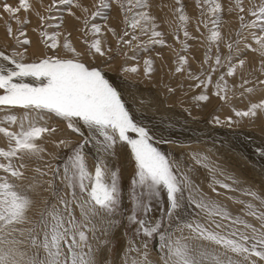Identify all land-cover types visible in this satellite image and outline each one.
I'll return each instance as SVG.
<instances>
[{"label": "snow or ice", "instance_id": "1", "mask_svg": "<svg viewBox=\"0 0 264 264\" xmlns=\"http://www.w3.org/2000/svg\"><path fill=\"white\" fill-rule=\"evenodd\" d=\"M196 3L201 17H208L199 23L209 30L204 61L209 69L207 73L203 69L200 73L192 72L185 55H177L175 69L181 74L187 70V78L195 81L189 88L201 89L193 99L197 104L210 102L211 88L215 96L227 102L230 92L235 95V86L230 88L226 78L237 76L238 70L242 80L239 87L244 90L240 95L254 92L255 84L246 87L252 82L242 75L247 61L241 57L249 49L258 53L262 58L259 70L264 73V0H251L247 13L253 19L247 21L243 0H236L241 29L249 30L255 48L241 31L236 33L235 40L225 42L221 32L225 8L221 0ZM176 5L173 13L178 24L174 34L179 40L183 32L182 51H186V41L194 38L188 31L190 17L182 0H176ZM151 7L150 0H91L88 5L83 0H50L45 5L41 0L42 14L30 0H19L18 6L0 0L3 13L20 25L14 32L6 21L14 46L11 51L0 50V112L5 113L0 117V135L7 142V147H0V264H109L102 258L101 246L111 245L107 237L121 223L115 217L125 211V219L134 226L141 243L137 246L133 241L124 249L123 264H156L149 259L150 240L157 241L159 264H264V210L250 201L230 197L244 205V214L234 215L226 205L205 194L189 175L191 167L184 170L157 146L152 130L137 121L124 93L107 76L117 57L137 60L139 52L166 45ZM117 9L123 25L120 31L110 22L118 19L113 15ZM22 10L34 13L40 21V43L46 49L41 55L29 56L32 40L25 26L30 20L20 19L18 14ZM66 17L75 22L72 29L66 26ZM73 31L80 33L83 50L73 42ZM109 36L115 41V48ZM221 43L228 49L226 56L219 52ZM213 46L217 48L214 57ZM154 64L151 57L143 61L144 75L149 81L155 72ZM221 69L225 71L213 80V73ZM121 72L125 74L124 83L135 88L137 82L127 79V75H138L139 63L124 64ZM256 84L264 85V80L257 79ZM167 90L173 94L176 91L172 87ZM260 112H264V100L251 103L246 110H235V116L255 119ZM50 116L63 120L68 129L82 138L77 142L53 141L56 147L68 150L56 164L51 163L55 155L45 147L47 138L58 130L48 124ZM214 121L221 123L219 117ZM226 123L231 126L239 120L234 122L229 116ZM118 144L130 150L135 164L127 194L130 207L126 210L119 168H110L101 155L115 157ZM89 145L97 149L94 172L85 157ZM45 154L49 161L44 160ZM191 155L197 165L209 172L213 192L219 195L217 185L237 190L218 178L225 176V172L206 155ZM32 160L44 163L43 168L37 166L34 172L40 177L50 175L51 179L28 177L26 161ZM227 179L238 183L235 177ZM27 180L32 182L25 186ZM44 185L51 198L43 200L44 207L32 218L29 214L36 201L30 193ZM242 191L264 206V196L250 188ZM190 208L197 210L194 215ZM201 215L207 222L196 218ZM246 217H252L256 223ZM25 234L34 249L31 254L20 247Z\"/></svg>", "mask_w": 264, "mask_h": 264}, {"label": "rangeland", "instance_id": "2", "mask_svg": "<svg viewBox=\"0 0 264 264\" xmlns=\"http://www.w3.org/2000/svg\"><path fill=\"white\" fill-rule=\"evenodd\" d=\"M87 1H89V2H87ZM165 1L168 2L169 4L168 3H163ZM165 1L164 0H150L151 5H152V7H151V9H152L151 10V13L154 16L157 14V16H155V17L156 18L158 17L156 19V22L158 24V29L157 30L158 31H161L164 34V37L163 38L166 41V45L165 46L156 45L154 48H152L151 50H149L147 52H143V51L142 52H139L137 54V60H131V59H127L126 60L125 57H123L122 55L119 56V57H117L111 63L110 69L107 71L108 78L109 79L111 78L110 80L112 82L113 81H116L118 79V77H119V80H124L123 77L125 76V74H123L121 72V66L124 65V64H126V63H127V65H129L130 63H132V64H134V63L135 64L136 63H140L139 65L141 67H140L139 74L138 75L128 74L127 75V79L136 81L138 84H143V86H145L146 88H153V86H154L155 88L159 89L163 93V98L167 101L168 105H170L171 107H174L176 110L184 109L183 110L184 113L185 112H189V114L191 115L192 118H195V119H198L199 118V120H201V119H206V114H207V111L209 110L208 107H212L213 106L212 107L213 108V111H210L211 112L210 113L211 115H209L211 118L209 116L207 118H209L208 121L211 122L212 125L215 126L217 129H223V131H224V129H225V131H227V130H233L235 132H240V131H242V132H245V131L251 132L252 131L253 134H255L257 138H260L261 140H264V121L262 122L260 120H257L259 114L257 115V118L256 119H251V118H247V119L246 118H238V117L235 116V110H246L250 106L251 103H258L259 101L264 100V85L256 84V80L257 79L258 80H264V73H261V71L259 70L260 61H261L262 58L259 56L258 53L253 52L251 49H249L246 52L245 56H242L241 58L242 59H246L247 62L249 60H252L253 59L252 61H254L255 63L253 62L254 65H252L253 68L250 71L245 72V73H242V75H243L244 79H248V80H250L252 82L249 85H246V87H251V86H253V84H255V91L254 92H252V93L245 92L243 96L240 95V92H242L244 90L239 87V85L242 83V80H241V73L238 72L237 76H235V77H227L228 79L226 78L227 81H228V84H229V87L230 88L235 85V95H233L231 92L229 93L228 101H230V102H228V101L227 102H224L222 99H220L217 96H215L214 95V89H211L210 88L209 89V92H208V95L210 97V102H207L208 103L207 104L208 107L206 109H203V110L199 111V110H197V108H191V107L190 108L189 107L183 108L182 106L179 105V103H177V101L180 102V98H181L180 95L183 96L182 97L183 100H185V99L187 100L186 96L188 94L193 93L195 91V95H198L201 92V89H198L197 90V88H195V87H192V88H189L188 87L189 84L191 85V83H192V85H193L194 82H193V80L191 81V80H189L186 77L187 70L183 74L177 73L175 71V69H176V62L175 61H176L177 55H185L188 58H190V57H194V55L197 56V53H200L202 55V58H203V55H204V59H203V61L202 60L200 61L201 63H199V65H195V66L193 65V70L195 69L194 71L201 72V68L202 69L204 68L203 70L205 71V73H207V71L209 69V65L207 64L208 65V67H207L206 64L204 63V60H205V53H206V51L208 49V46H209L208 45L209 42L207 40V36L209 35V30L206 29L203 26L202 23H199V21L201 19L207 21L208 20V17L207 16L201 17V15H200V9L197 6L196 0H182V2L185 5V10H186L188 16L191 18V20H190V22L188 24V31L190 32L191 36L194 37V38H190V39H188L186 41V43H187V45L189 47H188V49L186 51H182V47H183V43H184L183 32L182 31L180 32V34H179V40H177V38H176V36L174 34V30H175V28L177 27V24H178V21L176 20V17H175V15L173 13V9H175L177 7L176 0H173V2H172V0H170L172 3L169 0L168 1L165 0ZM6 2L9 3V4H12L13 6H18L19 0H6ZM30 2L32 3V5H33V7L35 9L40 10L41 13L44 14L43 13V9L41 8V0H38V1L37 0H30ZM83 2L86 5H88V4H90L91 0H83ZM255 2L256 3H259V0H255ZM48 3H50V0H43V4L46 5ZM159 3L161 5H159ZM221 3L224 5V8H225V11L222 13V21H223V23H222V27H221V32H222V35L224 36L225 42H227L229 40H235L237 38L236 37V33L238 31H241L244 36H247L248 37V43L252 44V47L255 48L257 45L251 39V36L249 35V30L248 29H241V21H240L239 16H238V9H236V0H221ZM243 4H244V7L246 9V11L244 13L246 21L253 19V17H251L247 13V9L251 6V0H243ZM167 5H169V6H167ZM159 7H160V11L159 12H161L160 14L158 12V10H159L158 8ZM166 7L168 9H166ZM190 7L193 9V11H192V13L189 14L188 11H189V9H191ZM229 7L233 8V9H236V10H234L232 12H229L227 10ZM161 8L163 10H161ZM167 10H169V11H167ZM118 12H119V10L117 9L116 12L113 13V15H116L118 17ZM163 13H164V19H162L163 18V16H162ZM0 14H3V19H0V27L2 28V30L6 34V38H5L4 44L2 46H0V49L6 50V51H11L12 50V47L14 46V41L9 37V35L7 33V30H6V21L11 23L14 32H15V30H17L20 27V25L17 24L15 20H10L8 14L7 13H3V9L2 8H0ZM18 15H19L20 19H22V20L25 17H27L28 20H30V23H28L25 26L26 27V31H27V35L32 40V45L29 47V50L32 49L34 42L37 41L39 43L40 48H41V52L44 53L46 51V49H44L43 46L41 45V43H40V37H39V24H40L39 19L35 16L34 13H32V12H25L23 10ZM70 20H71V18L66 17V26L69 29H72L73 28L74 21L73 20L70 21ZM118 21H119V17H118ZM118 23H119V26L116 27V28L118 29L117 31H120V29H121V27H123V25L120 24V22H118ZM198 23H199V29L197 27L198 26ZM174 24H175V26H174ZM209 28H211V24H209ZM33 29H37V31H33ZM74 34H76V31H73V33H72V37H73L72 39L73 40H74ZM77 34H78V36L77 35L76 36L78 37V40L80 41V44H81L80 45L81 46L80 48L83 49L84 48V45L81 42L82 41V37H81L80 33H77ZM109 37L112 40V37L111 36H109ZM169 37H171L172 40H170ZM141 39H145L146 40L147 37H141ZM199 39H201V40H199ZM73 42L76 43L75 40ZM199 42H200V44H199ZM112 45L115 48V41H113V40H112ZM220 45L221 46H219V52L221 51L220 53H221L222 56H226L227 53H228L227 47L225 46L224 43L223 44L221 43ZM169 47L170 48L172 47V48L170 49ZM241 48H243V43H241ZM200 49H202L204 51V53ZM18 50H21L22 51V49H18ZM124 50L125 51H128L127 49H124ZM196 51H197V53H196ZM41 52L38 55H41ZM165 52L168 54V56H167V54ZM216 52H217V48L215 46H213V48H211V53H212L213 57L215 56ZM158 53H159V55H158ZM188 53L191 56H189ZM163 54L165 56H161ZM131 55H132V52L129 51V56H131ZM148 56L151 57V58H154L155 57L154 58L155 60H156V58H159L158 56H160V58H162V61H164L161 65L159 64L160 66H157L155 68V72L152 74V80L151 81H149L145 77V75H144L143 60L146 59ZM171 56L173 58H171ZM164 57L165 58L168 57L169 62H168V59H165ZM86 59H87V57H86ZM165 61H167V62H165ZM97 62L99 63V59H98ZM173 62L175 63V65L173 64ZM212 63H214V61H212ZM132 64H130L129 66H131ZM162 65H163V67H162ZM165 65L167 66V68H166ZM168 65L170 67L169 69H168ZM165 68H166V70H165ZM191 70H192V68H191ZM193 70H192V72H194ZM223 71H225V69H221L220 71H218L216 73H213V80L217 79V77ZM196 72H194V73H196ZM112 77H113L114 80L112 79ZM183 81H186V82H183ZM180 85H182V87ZM168 87L175 88L176 89L175 93L174 94L173 93H169L168 90H167ZM177 91H179V93H177ZM178 94H180V95H178ZM127 96H128L127 97L128 100H126V101H129V98L131 96L130 95H127ZM166 96H168V98ZM231 100H233L234 102L231 101ZM193 101H194V104H195V100H193ZM132 102H133L132 101V98H130V101L127 102V103L129 105ZM190 104L192 105V103H190ZM239 104H241L242 106L239 105ZM3 115H5V113L4 112H0V117H3ZM214 116L215 117H219V119L221 121L220 124L215 123V121H214V118L215 117ZM229 116L232 117V120L234 122L237 121V120H239V123H233L231 126H229L226 123L227 117H229ZM50 117H49V119H56L55 116H50ZM0 147H7V142H6L5 138L2 135H0ZM206 150H207V152H206ZM259 150H260V148H259ZM115 151H116L115 157H110V156H107L105 154H101V155H103L104 159H106L108 161V165H109L110 168H119V173H120V177H121V186H122V188L124 190V194H125L124 209L126 210V209H128L130 207V205L128 203V199H127V194H128V190L130 188L131 178L133 177L134 172H135V164H134V161L132 160L131 161V164L129 165V168L127 170H125L123 161L121 159L122 157H120L121 156V151H120V145L119 144L116 146V150ZM204 151L207 154H209V153L212 154V156L215 157V158L217 157L216 154H215V152H213V151L210 152V150H208V149H204ZM96 152H97V149L94 146H92V145H89L88 148L85 151V157H86V160H87L89 169L91 171H93V172L95 170V165H96V156H97V153ZM251 152H250V154L254 155V153L253 152L251 153ZM261 154L262 153H260L259 158H261L262 156H264V155L261 156ZM256 155H257V153H256ZM217 158H218V161L220 162L219 159H221V158L220 157H217ZM26 163L28 164V170L26 172V175L28 177L37 176V174L34 172L33 169L35 167H37V166H39L41 168H43V166H44V163L43 162L35 161V160H32V162L31 161H26ZM220 164H222V162H220ZM226 166L227 165H225V167ZM230 167H232V166L230 165L227 168H230ZM234 167L235 166H233V168H231V169H226L225 168L228 171L224 170V172H226V173L228 172L229 173L230 171L233 170V172L237 174L236 179L237 180L239 179V181H240L239 184H235V185H238L239 186L241 183H244L245 182V179L246 178L243 177L244 176V173L242 172L243 171L242 169H240L239 167L236 166L235 168H237V169L234 170ZM0 174H2V173H0ZM38 177H40V176H38ZM38 177H36L37 180H40V179H43L44 176L43 177H40V178H38ZM45 177H44L43 180H46V181L49 180V178H48L49 176H47L46 178ZM242 180L244 182H242ZM30 182H31V180L25 181L24 182L25 186L27 184H29ZM248 184H250V182ZM43 187L46 188V185H44ZM43 187H40V190ZM44 188L42 189L43 192H44ZM254 189H253L254 191H256L260 195L264 196V187L261 188L260 186H256V187H254ZM42 191L39 192L37 190L38 193H43ZM44 193L47 194V192H44ZM30 195L33 196L34 195V192H31ZM33 197H35V196H33ZM248 197H250V196H248ZM36 199H37V203H36L37 205L34 208H37L38 206L40 207V204L42 203V198H39V196H37ZM252 199H254V198H252ZM254 201L256 203H258L257 204V207L258 208L261 207V210H264V206L260 205V202L259 201H257V200H254ZM39 202H41V203L39 204ZM32 211H33L32 213H34L35 215H36L37 212H39L36 209H35V212H34V210H32ZM126 214L127 213L125 211L124 214L115 217V219L121 221V223L119 224L118 227H121L122 228V230H123V236L118 235V234L115 235V230H116V228H115L113 230V232L107 237V239H109L111 241V245L108 246L110 248V250H111L110 251V255L106 259L109 262V264H115L116 263V261L118 259L117 252H118V249L120 248V245H121V242H122L123 238H126V243H127L126 244V247L131 242H133V241H135V243H136L137 246H139L140 243H141V238L139 236L135 235V233H134V226H132V225H130V224L127 223V221L125 219ZM76 215H77V217H79V211L78 210L76 212ZM24 227L27 228V225L24 226ZM125 233H127V235H125ZM23 239L26 240V241L24 242V244L20 245V247L23 250H26L29 254H31L34 251V249L28 243L27 235L26 234L23 237ZM101 239H104V237H101ZM92 244H93L94 247H96L97 246V241H95V240L92 241ZM156 244H157V241H155V240L148 241V251L151 252L152 250H154L158 254H160L157 251ZM27 247L29 249H27ZM103 247H105V246H101V248H103ZM123 251H124V249H123ZM155 262H159V261L156 260ZM119 264H123L122 258H121V261H120ZM156 264H159V263H156Z\"/></svg>", "mask_w": 264, "mask_h": 264}, {"label": "bare ground", "instance_id": "3", "mask_svg": "<svg viewBox=\"0 0 264 264\" xmlns=\"http://www.w3.org/2000/svg\"><path fill=\"white\" fill-rule=\"evenodd\" d=\"M87 2H89V1H87ZM172 2H173V0H172ZM163 3H168V2L165 1ZM159 5H161V4L159 3ZM167 6H169V5H167ZM158 9H159L158 10V12H159L160 11V7ZM166 9H168V8L166 7ZM161 10H163V9L161 8ZM169 10H167V11H169ZM192 11H193L192 8L189 9V11H188L189 14L192 13ZM160 13L161 12H159V14ZM155 16H157V14ZM162 16H163L162 19H164V13H163ZM190 20H191V18H190ZM70 21H72V19ZM110 22L115 27L119 26L118 19L112 20ZM74 24H75V22H74ZM174 26H175V24H174ZM77 33L78 32H76V34H74V40L76 42L75 43L76 46L78 45L77 47L79 49H81L80 48L81 44H80V41L78 40V37H77L78 34ZM5 38H6V34L2 30V28L0 27V46H2L4 44ZM108 38H109V40H111L110 37H108ZM169 38H170V40H172L171 37H169ZM199 40H201V39H199ZM199 44H200V42H199ZM0 50H2V49H0ZM81 50H83V49H81ZM200 50H202V49H200ZM40 52H41V48L39 46V43L36 41V42H34L32 49L29 50V56H32L33 54L38 56V54ZM189 53H188V55L191 56ZM196 53H197V51H196ZM203 53H204V51H203ZM41 54H42V52H41ZM164 54L161 55V56H165ZM167 56H168V54H167ZM158 57L159 58H156V60L154 59L155 57L152 58L155 61V64H154L155 68L157 66H160L164 62V61H162V58H160V56H158ZM171 58H173V57L171 56ZM165 59H168V57L165 58ZM203 59H204V55H203V58H202V55L200 53H197V56L194 55V57L188 58L189 64H190L192 70H193V65L194 66L195 65H199V63H201L200 61L201 60L203 61ZM252 60H249L245 64L244 69H243V73L248 72V71H250L253 68L252 65H254L253 64L254 61H252ZM165 62H167V61H165ZM168 62H169V59H168ZM130 64H132V63H130ZM173 64L175 65L174 62H173ZM205 64L208 67L207 63H205ZM162 67H163V65H162ZM166 68H167V66H166ZM166 68H165V70H166ZM169 68L170 67L168 65V69ZM201 70H202V68H201ZM194 72H196V71H194ZM198 72H196V73H198ZM238 72H239V70H238ZM186 77H187V75H186ZM112 79H113V77H112ZM183 82H186V81H183ZM193 82L195 83V81H193ZM112 83L115 86H117V88L124 93V99L125 100H128L127 99V97H128L127 95L131 96L130 98H132L133 102L131 104H129V105L127 103V105L133 111V114L136 117L137 121L139 123H141L142 125H145V126L149 127L152 130V132L154 133V139H155V141L157 143V146L160 147L162 151H164L166 153H169L178 163L181 164V166L183 167L184 170L187 171L188 168L191 167L192 171L189 173V175L191 176V178L195 182V184H197L203 190V192L205 194H207L209 197H212L213 199H216V200L220 201L221 203H223L224 205H226L228 207V209L234 215H243L244 214V212H243L244 205L234 201L233 199H230V197H236L239 200L250 201V202H252V203H254L256 205L258 204V203H256L254 201L255 199H252L251 197H248V196L244 195L242 190L243 189H247V188L248 189L250 188V189L253 190L254 187H256V186H260L261 188L264 187V156H262V155H264V140H261L260 138H257L256 135L253 134L252 131L251 132H249V131L235 132L233 130L225 131V129H224V131H223V129H217L215 126L212 125L211 122L208 121L209 118H207L209 115H211L210 111H213V108H212L213 106L212 107H208L207 106V104H208L207 102H200L199 104H197V102L195 101V104H194L193 97L196 96L194 90H193L194 91L193 93H190V94H188L186 96L187 100L186 99L183 100L182 99L183 96L178 94V95L181 96V98H180V102L177 101V103H179V105L182 106L183 108H185V107L186 108L187 107H189V108L190 107L191 108H197V110H199V111H201L203 109H206L208 107L209 110L207 111L206 119L199 120V118L198 119L192 118L191 115L189 114V112H185V113L183 112L184 109H180L179 108L180 110H176L174 107H171L170 105H168L167 101L163 98V93L159 89L155 88L153 85H152L153 88H146L145 86H143V84H138L137 83V86L135 88H132L128 84L124 83V80H119V77H118V79L116 81H113ZM191 85H192V83H191ZM198 89L199 88H197V90ZM177 93H179V91H177ZM168 96H166V97L168 98ZM130 98H129V101H130ZM129 101H126V102H129ZM231 101H233V100H231ZM228 102H230V101H228ZM190 103H192V105ZM239 105H241V104H239ZM258 114H259L258 115L259 119L256 117L257 120H260V121L263 122L264 121V112H261V113H258ZM47 122H48L49 125L55 126L58 129L57 132L53 136L47 138V142L45 144V147L47 148L48 152L49 153H53L55 155V157H56L55 160H51V163L52 164H56V163H59L61 157L67 155V151L68 150L64 149L62 147H56V145L53 143V141H58V140H61V139H71L72 141L77 142V141H80L82 138L79 137L78 135H76L75 133H73L70 129H68L66 123L63 120H61V119H58V118L49 119V117H48ZM161 140L171 141V143H160ZM259 148H260V150H259ZM204 149H208V150H210V152H212V151L215 152L216 156L221 158L219 160H220V162H222V164H220V162L218 161L217 157L215 158V157L212 156V154L205 153ZM120 151H121V156L120 157H122L121 159L123 161L124 168H125V170H127L129 168V165L131 164V161L133 160L131 155H130V150L127 149V148H124L123 146L120 145ZM251 151L254 153V155L250 154ZM206 152H207V150H206ZM193 153L206 155L215 165H218L223 171L226 170V169H231V168H233V166L239 167L240 169L243 170L242 171L244 173L243 177L246 178L245 182L242 180V182H244V183H241L239 186L235 185V184H239L240 181H239V179L238 180L236 179L237 174L234 173L233 170L230 171L229 173L225 172V176H223V177L218 175L219 179H222V180H224L227 183L233 184V187L236 188L237 190L236 191L226 190V189H224L222 187H219L217 185L216 186L217 187V191L219 192V195H217V192H213L212 191V187L213 186H212L211 181L209 179V172L205 168L200 167L199 165H197L195 163V161L193 160V157L191 155ZM256 153H257V155H256ZM260 153H262L261 154L262 157L260 156L261 158H259ZM44 160L45 161H49L50 157L47 154H45ZM225 165H227V166L225 167ZM230 165L232 167L227 168ZM235 167H234V170L237 169ZM226 171H228V170H226ZM38 176L39 175H37L36 177H38ZM48 176H49L48 178L51 179L50 178L51 176L50 175H48ZM228 176L235 177V179H236V181H238V183L234 184L232 180L227 179ZM44 177H43V179H44ZM38 178H40V177H38ZM249 182H250V184H248ZM46 187H47V185H46ZM42 189L40 190V187H38L34 191V195L33 196H35L36 198H37V196H39V198H42V203L39 202V204L41 203L40 207L38 206L39 207V208L37 207L38 209L37 208H33L34 212H35V209L39 211L41 208L44 207V204H43V200L44 199H50L51 198L50 197V192L44 191V192H47V194H46V193H44L42 191ZM37 190L39 192L42 191L43 193H39V195H38L37 194L38 193ZM35 197H33V198H35ZM36 198L34 200L37 203V199ZM196 211L197 210L194 209V208H190L189 209V212L192 213L193 215L195 214ZM32 212H30V214H29L30 217L36 218V215L34 213H32ZM196 218L200 219L202 222H207V218L205 216H203V215H201L199 217H196ZM246 218L250 222L256 223V221L252 217H246ZM116 234L123 236V230H122L121 227H117L116 228L115 235ZM185 234L187 235V231L186 230H185ZM24 241H26V240H24ZM126 244H127L126 243V238H123V240L121 242V245H120V248L118 249V252H117L118 259L116 258L117 261H116L115 264H119L120 263V261H121V253L123 252V249H125ZM28 247H27V249H29ZM110 251L111 250H110V248L108 246L103 247L102 248V258L107 259L108 256L110 255ZM148 253H149V259H151L153 261H156V260L160 261V255L161 254H158L154 250H152L151 252L148 251ZM156 263H159V262H156Z\"/></svg>", "mask_w": 264, "mask_h": 264}]
</instances>
